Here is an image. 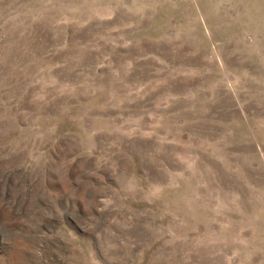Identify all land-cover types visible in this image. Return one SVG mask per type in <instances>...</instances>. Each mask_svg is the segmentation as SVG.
<instances>
[{
	"label": "rangeland",
	"instance_id": "374dc122",
	"mask_svg": "<svg viewBox=\"0 0 264 264\" xmlns=\"http://www.w3.org/2000/svg\"><path fill=\"white\" fill-rule=\"evenodd\" d=\"M0 264H264V0H0Z\"/></svg>",
	"mask_w": 264,
	"mask_h": 264
}]
</instances>
